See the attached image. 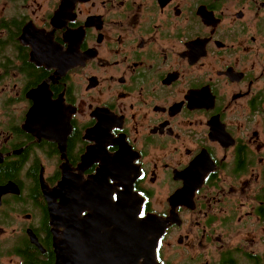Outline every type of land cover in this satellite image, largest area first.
I'll list each match as a JSON object with an SVG mask.
<instances>
[{
  "label": "flooded vegetation",
  "instance_id": "obj_1",
  "mask_svg": "<svg viewBox=\"0 0 264 264\" xmlns=\"http://www.w3.org/2000/svg\"><path fill=\"white\" fill-rule=\"evenodd\" d=\"M45 2L0 17V264H55L64 174L133 181L160 264H264V0Z\"/></svg>",
  "mask_w": 264,
  "mask_h": 264
},
{
  "label": "water",
  "instance_id": "obj_2",
  "mask_svg": "<svg viewBox=\"0 0 264 264\" xmlns=\"http://www.w3.org/2000/svg\"><path fill=\"white\" fill-rule=\"evenodd\" d=\"M76 1L64 0L52 18L55 25H59L61 17ZM26 30V34L31 32V26L27 25ZM34 47L38 46L34 44ZM94 133L95 130L91 131V135ZM66 136L57 139L64 152ZM90 157L88 148L81 170L89 165ZM104 169L100 170L99 177H103ZM70 177L64 174L63 180L53 188L44 184L54 225L55 264H160L156 249L166 223L154 216H140L143 199L134 190L133 181L120 182L122 189L108 183L109 188L103 190L105 194L102 195L103 191L95 180ZM58 198L62 199L61 203ZM83 210H89V213L81 216L80 221L76 220L78 211L82 214ZM60 219L66 225L62 238L58 234Z\"/></svg>",
  "mask_w": 264,
  "mask_h": 264
},
{
  "label": "rangeland",
  "instance_id": "obj_3",
  "mask_svg": "<svg viewBox=\"0 0 264 264\" xmlns=\"http://www.w3.org/2000/svg\"><path fill=\"white\" fill-rule=\"evenodd\" d=\"M32 0L25 1L24 3L19 2L18 5L12 4L9 0H1L0 1V17L2 16H18L21 13L28 11L31 14V9H37L38 5H33L31 3ZM40 2L44 3L43 9L39 12V16H44L47 11L50 9L49 3L47 4L45 0H39ZM25 9V10H24Z\"/></svg>",
  "mask_w": 264,
  "mask_h": 264
},
{
  "label": "trees",
  "instance_id": "obj_4",
  "mask_svg": "<svg viewBox=\"0 0 264 264\" xmlns=\"http://www.w3.org/2000/svg\"><path fill=\"white\" fill-rule=\"evenodd\" d=\"M9 1H11L12 4L18 5L21 0H9Z\"/></svg>",
  "mask_w": 264,
  "mask_h": 264
},
{
  "label": "bare ground",
  "instance_id": "obj_5",
  "mask_svg": "<svg viewBox=\"0 0 264 264\" xmlns=\"http://www.w3.org/2000/svg\"><path fill=\"white\" fill-rule=\"evenodd\" d=\"M57 20V19H56Z\"/></svg>",
  "mask_w": 264,
  "mask_h": 264
}]
</instances>
